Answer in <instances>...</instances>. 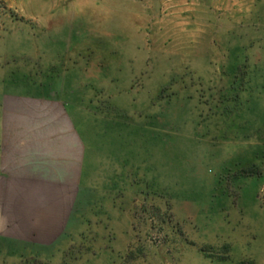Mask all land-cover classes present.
Segmentation results:
<instances>
[{
	"label": "rangeland",
	"instance_id": "1",
	"mask_svg": "<svg viewBox=\"0 0 264 264\" xmlns=\"http://www.w3.org/2000/svg\"><path fill=\"white\" fill-rule=\"evenodd\" d=\"M50 89L116 203L52 264H264V0H0V99Z\"/></svg>",
	"mask_w": 264,
	"mask_h": 264
},
{
	"label": "crops",
	"instance_id": "2",
	"mask_svg": "<svg viewBox=\"0 0 264 264\" xmlns=\"http://www.w3.org/2000/svg\"><path fill=\"white\" fill-rule=\"evenodd\" d=\"M54 93L0 99V264L61 262L79 241L80 206L93 207L91 216H116L109 199L115 193L98 198L82 187L83 139ZM122 185L117 198L127 195L130 206L132 184L127 194ZM137 188L147 195V187ZM123 207L119 213L131 216V207Z\"/></svg>",
	"mask_w": 264,
	"mask_h": 264
}]
</instances>
